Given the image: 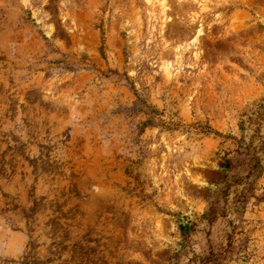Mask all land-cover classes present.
<instances>
[{"label":"rangeland","instance_id":"obj_1","mask_svg":"<svg viewBox=\"0 0 264 264\" xmlns=\"http://www.w3.org/2000/svg\"><path fill=\"white\" fill-rule=\"evenodd\" d=\"M0 264H264V0H0Z\"/></svg>","mask_w":264,"mask_h":264},{"label":"trees","instance_id":"obj_2","mask_svg":"<svg viewBox=\"0 0 264 264\" xmlns=\"http://www.w3.org/2000/svg\"><path fill=\"white\" fill-rule=\"evenodd\" d=\"M180 227H181V225H180ZM181 230H182V232H184V231H185V229H184V228H182V227H181Z\"/></svg>","mask_w":264,"mask_h":264},{"label":"bare ground","instance_id":"obj_3","mask_svg":"<svg viewBox=\"0 0 264 264\" xmlns=\"http://www.w3.org/2000/svg\"><path fill=\"white\" fill-rule=\"evenodd\" d=\"M162 5L164 6V5H165V3H162Z\"/></svg>","mask_w":264,"mask_h":264}]
</instances>
